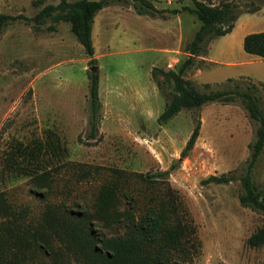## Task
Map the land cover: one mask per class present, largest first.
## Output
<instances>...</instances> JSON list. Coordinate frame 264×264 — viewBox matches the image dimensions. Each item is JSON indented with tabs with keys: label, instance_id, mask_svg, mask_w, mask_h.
I'll return each instance as SVG.
<instances>
[{
	"label": "rangeland",
	"instance_id": "374dc122",
	"mask_svg": "<svg viewBox=\"0 0 264 264\" xmlns=\"http://www.w3.org/2000/svg\"><path fill=\"white\" fill-rule=\"evenodd\" d=\"M147 1L154 11L143 15L130 2L96 14L91 64L69 23L47 19L35 28L30 21L60 0H0L1 14L19 17L0 32V192L12 211L23 212L25 224L40 221L47 204L63 206L92 214L95 237L109 240L123 236L131 222L96 218L102 188L109 189L115 200L110 213L134 221L159 216L162 232L147 254L163 264H264V246L247 244L264 227V213L238 201L257 124L249 121L240 98L182 110L162 123L158 117L171 89L161 92L151 77L153 68L177 71L188 57L185 46L200 22L186 8L194 1L229 2L239 14L237 27L211 40L205 56L213 62L196 57L185 79L201 93L251 86L264 111V64L250 62L256 57L242 47L244 35L264 32V0ZM93 73L98 75L94 136ZM196 122L198 137L181 157ZM162 172L168 175L154 181L137 177ZM210 176L231 180L205 183ZM252 177L264 187V152ZM52 245L63 255L62 264H89L82 255L69 256L63 245ZM30 257L28 248L26 264H51L46 256L33 263Z\"/></svg>",
	"mask_w": 264,
	"mask_h": 264
},
{
	"label": "trees",
	"instance_id": "16d2710c",
	"mask_svg": "<svg viewBox=\"0 0 264 264\" xmlns=\"http://www.w3.org/2000/svg\"><path fill=\"white\" fill-rule=\"evenodd\" d=\"M119 2L132 3L138 15L148 13V10L154 11V7L147 0H76L72 2L60 0L57 5L43 7L30 21L35 28L42 26L47 19H51L53 23H69L71 32L84 48L90 63L93 64L95 60L91 32L94 17L102 9ZM186 10L194 14L200 22L198 30L185 46L188 57L177 71L159 68L151 70V77L161 92L166 87L171 89L166 93L167 102L158 120L165 123L182 110H197L214 102L230 104L236 98H240L249 121L256 123L257 128L254 141L248 145L250 156L246 174L241 179L242 193L238 201L244 208L264 213V187L255 184L252 177L253 169L264 152V111L253 95L251 86H245L241 90L239 85H236L228 91L201 93L191 81L185 79V74L193 67L195 58L206 54L211 40L229 34L239 14L235 11V6L229 2L210 5L194 1V7L186 8ZM16 19L19 17L0 13V32ZM242 47L245 53L264 59V32L245 35ZM89 79L91 135L94 136L97 132L95 121L98 112V75L90 74ZM199 129L200 124L196 122L181 157H185L194 146ZM166 175L168 172L137 174V177L154 181ZM230 180L231 178L226 176H210L205 183L227 184ZM114 203L110 190L102 188L97 201L96 218L104 222L121 220L131 222L123 236L107 240L95 237L90 227L92 214L79 215L62 209L63 206L55 207L47 204L40 221L35 225L25 224L23 212L12 211L4 193L0 192V264H26L28 248L31 251L32 263L37 256L42 255L46 256L51 264H62L63 255L55 252L52 245L54 241L63 245L69 256L72 255L75 258L79 254V257L83 256L89 264H163L147 254L157 243L158 236L162 232L163 222L159 216L146 215L134 221L132 216L124 213H110L109 208ZM247 244L253 248L264 246V227L251 234ZM102 251L105 253L103 254Z\"/></svg>",
	"mask_w": 264,
	"mask_h": 264
},
{
	"label": "crops",
	"instance_id": "0c3cea01",
	"mask_svg": "<svg viewBox=\"0 0 264 264\" xmlns=\"http://www.w3.org/2000/svg\"><path fill=\"white\" fill-rule=\"evenodd\" d=\"M239 18V17H238ZM238 18H237V20H238ZM236 20V23H235V27L232 29V31H234L235 30V28L237 27V25H238V21ZM231 31V32H232ZM230 32V33H231ZM229 33V34H230ZM248 34H250V33H248ZM247 35V34H246ZM245 36V35H244ZM244 36H243V38H244ZM250 55V54H249ZM254 57H256V58H253L254 60H251L250 62H255V63H261V64H264V59H262V58H260V57H258V56H256V55H253ZM200 57H202L205 61H208V62H213L211 59H209V58H207V56H199V57H197V58H200ZM249 62V61H248ZM227 64H230V63H227ZM259 79H261L260 77H259ZM264 85V84H263Z\"/></svg>",
	"mask_w": 264,
	"mask_h": 264
}]
</instances>
